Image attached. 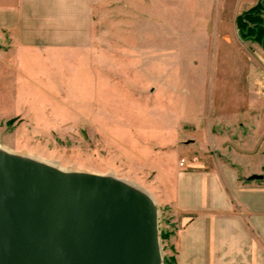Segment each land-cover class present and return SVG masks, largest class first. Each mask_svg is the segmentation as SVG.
I'll return each mask as SVG.
<instances>
[{
    "label": "rangeland",
    "instance_id": "rangeland-1",
    "mask_svg": "<svg viewBox=\"0 0 264 264\" xmlns=\"http://www.w3.org/2000/svg\"><path fill=\"white\" fill-rule=\"evenodd\" d=\"M262 1L100 0L86 53L0 49V146L142 192L175 259L178 171L239 159L264 179V47L239 25Z\"/></svg>",
    "mask_w": 264,
    "mask_h": 264
},
{
    "label": "water",
    "instance_id": "water-1",
    "mask_svg": "<svg viewBox=\"0 0 264 264\" xmlns=\"http://www.w3.org/2000/svg\"><path fill=\"white\" fill-rule=\"evenodd\" d=\"M0 264H162L155 205L116 177L0 150Z\"/></svg>",
    "mask_w": 264,
    "mask_h": 264
},
{
    "label": "crops",
    "instance_id": "crops-1",
    "mask_svg": "<svg viewBox=\"0 0 264 264\" xmlns=\"http://www.w3.org/2000/svg\"><path fill=\"white\" fill-rule=\"evenodd\" d=\"M99 2L0 0V49L86 53ZM198 167L176 174V264H264V179L250 178L257 167L239 159Z\"/></svg>",
    "mask_w": 264,
    "mask_h": 264
},
{
    "label": "trees",
    "instance_id": "trees-1",
    "mask_svg": "<svg viewBox=\"0 0 264 264\" xmlns=\"http://www.w3.org/2000/svg\"><path fill=\"white\" fill-rule=\"evenodd\" d=\"M260 11H264V0L261 3H259L257 6L252 8L251 12H245L243 15H241L239 18V25L242 29L245 30V32L248 35L253 32V34L256 35L257 37L260 36V40L264 47V25H261L259 22L254 20L255 15L258 14ZM247 26L251 30L250 32L247 30ZM160 236L161 238H164L167 237V234L161 232ZM162 262H164V264H175L176 259H174L173 257L171 258L163 257Z\"/></svg>",
    "mask_w": 264,
    "mask_h": 264
},
{
    "label": "bare ground",
    "instance_id": "bare-ground-1",
    "mask_svg": "<svg viewBox=\"0 0 264 264\" xmlns=\"http://www.w3.org/2000/svg\"><path fill=\"white\" fill-rule=\"evenodd\" d=\"M0 150H2V151H6V152H9V153L18 154V155H21V156H24V157L30 158V159H32V160H35V161H38V162H41V163H45V164H47V165H50V166H52V167H55V166H53L52 164H50V163H48V162H45V161H43V160H41V159H39V158L31 157V156H29V155H25V154H21V153L12 152V151L6 150V149H5L4 147H2V146H0ZM55 168H57V167H55Z\"/></svg>",
    "mask_w": 264,
    "mask_h": 264
}]
</instances>
